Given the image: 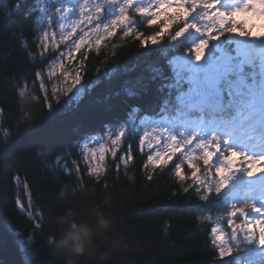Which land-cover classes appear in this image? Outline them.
Returning <instances> with one entry per match:
<instances>
[{"label": "snow or ice", "instance_id": "snow-or-ice-1", "mask_svg": "<svg viewBox=\"0 0 264 264\" xmlns=\"http://www.w3.org/2000/svg\"><path fill=\"white\" fill-rule=\"evenodd\" d=\"M0 5V78L13 84L0 94V159L11 162L14 192L11 201L0 193V248L11 244L19 264H49L42 253L57 243L52 226L78 229L87 181L94 197L99 191L92 200L99 210L115 187L108 176L131 179L138 153L146 181L174 178L170 196L208 229L214 264H264V0ZM189 33L195 40L180 43ZM116 40L136 45L132 63L116 60L88 76L90 54H115ZM9 58L15 71L7 69ZM140 67L150 73L146 85L128 86L129 68ZM105 80L111 88L81 118L83 101ZM33 92L47 124L25 109ZM97 113L105 118L94 127L88 120ZM22 164L51 174L49 197L21 177ZM171 231L164 227L165 240Z\"/></svg>", "mask_w": 264, "mask_h": 264}, {"label": "trees", "instance_id": "trees-1", "mask_svg": "<svg viewBox=\"0 0 264 264\" xmlns=\"http://www.w3.org/2000/svg\"><path fill=\"white\" fill-rule=\"evenodd\" d=\"M2 7V5H0ZM117 45L115 54L110 49H104L101 54L91 53L88 60V76H92L96 68H104L111 65L116 60H121L123 64H131L134 59V49L136 45L133 42L116 40ZM182 44H189L180 41ZM105 53L107 55L105 56ZM7 69L15 71L16 66L11 58L7 61ZM158 75L159 69H154ZM149 71L143 67L132 71L129 68L125 83L134 88H143L149 78ZM111 85L105 80L97 91L92 93L82 104V111L79 114L81 118L87 119L89 116L87 105L92 104L98 93L107 91ZM0 94L2 92L11 93L13 84L0 78ZM35 100L26 103L25 109L30 111L36 120L43 119L47 124L49 118L45 117L42 110V100L40 94L33 92ZM32 96H29L31 98ZM14 106H18V101L13 99ZM16 107L12 109L13 117L16 115ZM105 118L102 113H97L88 120L89 124L98 127L101 120ZM144 157L140 154L135 156V167L127 170L128 179L122 172L119 179H115L114 174L108 176L110 184L115 187L108 194L109 203L101 205L97 210L92 202L99 196L92 194L94 184L91 180L87 181V192L85 199L80 202L76 208V216L87 217L89 213L95 218L100 214L107 212L108 218L115 223V227L109 230L105 235H94V242L101 245L100 251H107L108 255L98 259V264H214V253L209 250L206 244L205 236L207 228L200 227V221L193 214L191 206L183 200L170 196V192L176 187L174 178L165 173L148 182L143 177L141 167ZM5 165L8 167L6 168ZM11 162L6 159H0V193H5L9 201L14 194L13 187L9 183V176L6 173L11 172ZM22 178H27L33 186L35 192L36 186L45 197H49V186L52 183V176H41L26 165L20 166ZM178 190V189H177ZM95 209V211H93ZM98 211L100 214H98ZM215 215H222L219 209L215 210ZM23 223V221H21ZM171 226L172 231L167 233L168 239L165 240L164 227ZM60 231L57 232V243L42 255L49 260V264H66L69 258L83 260V255L76 256L68 253L62 246V241L70 242L67 224L57 226ZM123 232V239L120 233ZM118 242V247L113 248V242ZM42 238L37 239V244H42ZM127 247V253L121 249ZM59 253V254H57ZM94 260L98 258V253L94 250ZM123 258V259H122ZM0 264H19V257L13 251L11 244L0 248Z\"/></svg>", "mask_w": 264, "mask_h": 264}, {"label": "clouds", "instance_id": "clouds-1", "mask_svg": "<svg viewBox=\"0 0 264 264\" xmlns=\"http://www.w3.org/2000/svg\"><path fill=\"white\" fill-rule=\"evenodd\" d=\"M31 100H35L36 97L31 98L25 97L24 104L29 103ZM70 199L75 202L76 198L74 196ZM95 211V209H93ZM108 213L98 215L93 217L91 213L84 219H79V227L76 231L70 229L69 236L70 242L68 240L62 241V246L64 250L68 253L75 254L76 256L83 255V260L69 258L66 264H98V259H102L108 255L107 251H100L101 245L94 242V235H105L109 230L115 227L114 221L108 218ZM52 230L57 232L60 229L56 226H52ZM118 247V242H113V248ZM126 246H124L125 248ZM94 250L98 253V258L94 260L93 253ZM59 254V253H57Z\"/></svg>", "mask_w": 264, "mask_h": 264}]
</instances>
